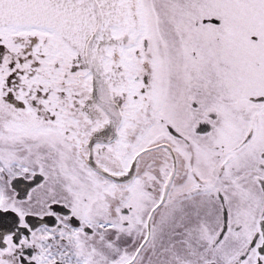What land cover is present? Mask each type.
<instances>
[{"label":"snow or ice","instance_id":"snow-or-ice-1","mask_svg":"<svg viewBox=\"0 0 264 264\" xmlns=\"http://www.w3.org/2000/svg\"><path fill=\"white\" fill-rule=\"evenodd\" d=\"M0 264H264V0H0Z\"/></svg>","mask_w":264,"mask_h":264}]
</instances>
